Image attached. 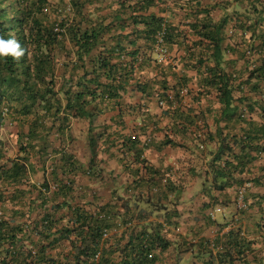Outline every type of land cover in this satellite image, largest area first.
Wrapping results in <instances>:
<instances>
[{
  "label": "crops",
  "instance_id": "0c3cea01",
  "mask_svg": "<svg viewBox=\"0 0 264 264\" xmlns=\"http://www.w3.org/2000/svg\"><path fill=\"white\" fill-rule=\"evenodd\" d=\"M125 1L100 0L86 11L115 25L125 19L127 27L117 25L116 30H123L129 52L145 48L148 40L146 27H135L129 11H122ZM145 15L182 24V29L190 23L223 24L220 66L231 78L235 118H227L230 108L218 89L208 85L217 66L213 40L191 29L179 44L168 45L164 63L155 48L154 53H140L137 81L148 84L147 94L135 88L136 81L119 99L94 103L91 109L98 110L92 124L79 119L64 135L54 130L31 138V162L25 164L23 178L7 179L2 168L10 169L11 160L22 164L19 140L30 142L35 116L5 108L7 118L0 127V219L25 224L16 251L30 256L28 262L38 256L45 235L50 240L44 244L55 247L46 256L65 260L72 242L80 241L74 233L54 242L67 221L51 231L39 228L61 186L68 193L56 203L67 199L72 209L106 219L111 229L105 238L112 244L123 246L140 232L169 243L158 251L155 264H264V76L251 77L264 60V0H166ZM163 84L167 94L179 96L160 106L165 100L160 99ZM90 129L93 139H100L95 159ZM201 129L207 136L205 149L198 145ZM42 148L52 154L45 161L39 159ZM71 154L82 170L63 176V156ZM226 166L228 173L217 176ZM68 214L64 208L57 219Z\"/></svg>",
  "mask_w": 264,
  "mask_h": 264
},
{
  "label": "trees",
  "instance_id": "16d2710c",
  "mask_svg": "<svg viewBox=\"0 0 264 264\" xmlns=\"http://www.w3.org/2000/svg\"><path fill=\"white\" fill-rule=\"evenodd\" d=\"M97 1L100 0H0V35L5 39L14 35L21 46L27 49L25 57L20 61H15L10 56L0 58V127L7 118L4 115L5 108L19 116H35L28 136L30 142L25 145L22 138L19 140L20 151L24 153L22 164L9 161L12 167L2 168L3 177L16 179L25 176V164L31 162V138H38V132L48 131L46 136H49L55 130L57 134L64 135L70 131L72 123L79 119L90 120L92 124L98 107L91 109V106L119 99L128 86L138 80L136 71L139 55L141 52H153L160 36L168 50L169 46L179 44L178 39L187 35L189 29L192 30L191 33L213 40L217 66L208 85L218 89L226 109L230 108L225 111L227 118H235L236 114L231 108V78L220 66V34L223 24L190 23L182 29V24H165L166 19L163 17H146V11L163 5L166 0H134L132 4L126 0L122 11H129V19L135 27L141 24L146 27L144 34L148 40L145 48L127 52L128 47L122 42L123 30L121 34L116 30L117 25L120 28L127 27V21L123 19L121 23L119 20L115 25L113 20L107 22L89 15L87 6ZM180 9L184 10V7ZM132 44L130 41L129 45ZM136 45L137 41L134 42V47ZM120 53H124L125 58H130L129 62L122 61ZM262 76L264 60L258 71L251 75L252 78ZM59 77L62 79L59 80ZM166 86L161 85L164 97L160 99H165V102L176 101L179 95L167 94ZM135 88L142 94H147L149 87L148 84L142 85L137 81ZM158 97H161L160 93ZM90 132V147L95 159L100 139H93V130L90 129ZM50 154L46 148H42L39 159L45 161L52 155ZM63 159L66 162L61 167L63 176L82 170L72 154L63 156ZM94 159L91 161L92 166ZM92 166L89 167L90 170ZM228 171L229 166L218 169L217 176H225ZM59 187L61 189L52 196L55 202L49 208L50 211L44 213L39 228L51 231L66 220L67 224L54 242L58 244L76 233L80 241L72 242L71 254H66L65 260L48 258V249L55 247L44 244L50 240L45 235L42 236L43 243L39 246L38 256L28 262L30 256L16 251L18 243L22 242L18 237L25 224L15 225L11 221L0 219V264H155L158 251L168 248L169 243L159 238V235L151 238L144 232L134 233L133 238L131 235V240L123 246L112 244L105 238V233L111 229L106 219L99 215L90 216L77 208L72 209L67 199L56 203L57 198H64L68 193L64 187ZM64 208H67L69 214L57 219V213ZM236 243L239 246L238 240Z\"/></svg>",
  "mask_w": 264,
  "mask_h": 264
},
{
  "label": "clouds",
  "instance_id": "9594fccd",
  "mask_svg": "<svg viewBox=\"0 0 264 264\" xmlns=\"http://www.w3.org/2000/svg\"><path fill=\"white\" fill-rule=\"evenodd\" d=\"M27 49L19 43L13 35L9 39H5L0 35V58L12 57L15 61H20L25 57Z\"/></svg>",
  "mask_w": 264,
  "mask_h": 264
},
{
  "label": "built area",
  "instance_id": "2783aa9c",
  "mask_svg": "<svg viewBox=\"0 0 264 264\" xmlns=\"http://www.w3.org/2000/svg\"><path fill=\"white\" fill-rule=\"evenodd\" d=\"M156 49H157V53H158L159 62L164 63L165 61H167V59L169 57V50H168V48H166L164 46L162 36L159 37V42L156 45ZM165 104H166L165 101H160V106H163ZM6 112H7V110H6ZM197 140H198V145H199L200 149H205L206 143H207V136H206V132H204L203 129H201L200 133L198 134ZM149 141H150V139L147 140L148 143H149ZM107 236H108V234L105 233V237H107Z\"/></svg>",
  "mask_w": 264,
  "mask_h": 264
},
{
  "label": "rangeland",
  "instance_id": "374dc122",
  "mask_svg": "<svg viewBox=\"0 0 264 264\" xmlns=\"http://www.w3.org/2000/svg\"><path fill=\"white\" fill-rule=\"evenodd\" d=\"M51 2H56L57 0H50ZM61 73H62V71H61Z\"/></svg>",
  "mask_w": 264,
  "mask_h": 264
}]
</instances>
